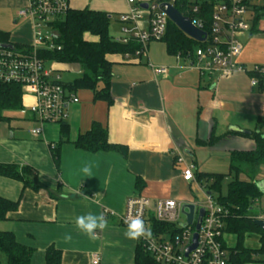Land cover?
<instances>
[{
    "label": "crops",
    "instance_id": "crops-1",
    "mask_svg": "<svg viewBox=\"0 0 264 264\" xmlns=\"http://www.w3.org/2000/svg\"><path fill=\"white\" fill-rule=\"evenodd\" d=\"M110 1L95 11L112 17V9L124 6L123 13L129 10L125 0ZM24 6V0H0V13L12 17L14 25L24 24L10 34V41L19 45H24V27L33 41L32 23L18 16ZM255 28L239 38L244 50L238 63L247 69L258 63L257 52L264 57V18ZM162 43L164 47L151 43L147 56L139 59L111 57L113 103L95 102L91 92L80 91V102L68 109L67 140L61 125H40L28 113L26 107L33 103L30 97L23 98L22 111L5 113L0 119V164L33 169L34 184L40 186L33 190L0 176V197L19 203L17 211L0 221V231L14 233L20 244L34 250L31 264H46L49 248L62 253L63 264H92L94 254L102 264H134L139 241L125 237L127 226L121 222L130 199L182 201L183 185L192 191L182 178L186 165L194 167L198 179L201 155L253 149L251 138L230 128L259 132L264 88L252 86L250 73L221 80L218 74H201L194 57L179 58ZM152 66L166 67L169 73L158 77ZM94 123L104 125L109 142L126 152L78 149L75 142ZM37 127L43 129L40 137L30 134ZM179 157L185 164H178ZM85 165L91 167V176L82 172ZM105 211L113 215L106 216ZM89 212L103 213L108 221L95 239L75 224L77 216ZM0 261H4L1 253Z\"/></svg>",
    "mask_w": 264,
    "mask_h": 264
},
{
    "label": "built area",
    "instance_id": "built-area-1",
    "mask_svg": "<svg viewBox=\"0 0 264 264\" xmlns=\"http://www.w3.org/2000/svg\"><path fill=\"white\" fill-rule=\"evenodd\" d=\"M129 10L119 16L122 25L121 36L114 38L117 43L128 45L136 42L140 49L133 55L125 54L126 59H139L147 56L148 47L152 42H161L168 31L170 19L164 12L165 5L176 8L184 17L191 20L193 26L207 34L206 40L198 43L200 47L194 54L201 74H218V78L227 79L237 73H254L251 79L253 87L264 82V67H256L249 71L240 65L238 60L244 47L240 37L251 31L255 17V0H125ZM25 6L18 16L28 19L33 26V43L23 45V48H0V85L17 83L22 87L23 98L30 97L33 103L26 109L40 125L58 124L67 122L68 109L80 102L78 94L67 87L62 80L60 70L47 67L42 57L44 49L54 50L56 35L52 23L65 16L71 8V0H24ZM213 4V5H211ZM147 5V9L143 6ZM212 6V25L206 30L204 22L198 18L202 7ZM112 18V17H111ZM53 30V37H45L40 31L42 25ZM60 49V48H59ZM179 58L182 56H178ZM156 76H167L166 67H153ZM30 134L40 137L42 127L32 128ZM178 164H185L182 157L177 159ZM183 180L196 189L202 200L190 204L195 206V216L192 225L181 223L184 201L169 199L152 201L135 197L126 205V213L121 217L125 220L139 214L146 225L151 227L153 237L151 241L143 238L139 243L144 247L158 264H230V248L227 247L226 222L229 219L228 210L214 199L209 184H202L196 177L194 167L186 165L182 173ZM209 183H214L209 180ZM207 187H209L207 189ZM261 204L259 200L255 204ZM204 210L200 230L197 231V222L200 211ZM105 215H113L105 211ZM255 222L264 224V214L255 211L252 217ZM157 225V226H156ZM173 226L177 232L173 233L163 228ZM263 231V230H262ZM264 232V231H263ZM198 234L197 248L187 255V250L194 244V236ZM263 243V244H262ZM264 246V235L261 237V248ZM258 249V250H260ZM92 264H102L98 254L92 257ZM247 264H264V253L255 256Z\"/></svg>",
    "mask_w": 264,
    "mask_h": 264
},
{
    "label": "trees",
    "instance_id": "trees-1",
    "mask_svg": "<svg viewBox=\"0 0 264 264\" xmlns=\"http://www.w3.org/2000/svg\"><path fill=\"white\" fill-rule=\"evenodd\" d=\"M254 10L253 29H256L260 20L264 18V5L255 6ZM198 18L204 22L206 30H209L212 25V6L202 7ZM110 25L111 17L105 12L71 9L65 16L52 23L56 33L54 50L44 49L41 51L42 57L47 63L53 62L57 65L79 68L82 77L72 83L64 82L67 87L77 94L80 91H89L93 94L95 102L102 101L108 105L113 103L110 92L113 81L111 57L133 55L141 48L136 42L128 45L117 43L110 34ZM161 42H165L171 54L190 59L194 57L195 45L202 47L182 33L172 22H169L167 34ZM0 44H11L16 48H23V45L12 43L10 35L1 31ZM250 74L252 78L257 76L252 72ZM260 86L264 88L263 81H260ZM23 109L22 87L17 83L1 84L0 119H4L3 114L5 113L18 112ZM61 126L62 136L67 140L69 135L67 122ZM246 136L253 140L254 147L248 152L233 151L231 153L230 170L235 174L236 179L229 186L228 197L218 200L229 212L226 230L237 240L236 246L230 250V264H246L252 262L259 253H264V246L255 251L247 249L244 245L247 234L262 232L252 217L255 214V202L264 196L256 186L257 182L262 181L258 177L264 168V120L260 122L259 132H252L250 136ZM75 146L89 153L117 152L124 154L126 152L123 147L109 142L107 128L100 123H94L90 131L78 138ZM55 157L58 160L56 152ZM242 174L247 177V180H240L239 177ZM0 176L19 181L25 187L33 190L40 188L34 184V171L29 167L0 164ZM198 179L200 181L213 180L214 183L210 189L213 192L221 190L222 177L200 175ZM18 207V202L0 197V221L7 220L8 215L17 211ZM163 229L166 231L168 229L173 233L177 232L173 226L169 225ZM0 253L4 256V261H0V264H31L34 250L20 244L14 233L0 231ZM46 264H63L62 253L55 248H49L46 254ZM134 264L158 263L139 243Z\"/></svg>",
    "mask_w": 264,
    "mask_h": 264
},
{
    "label": "rangeland",
    "instance_id": "rangeland-1",
    "mask_svg": "<svg viewBox=\"0 0 264 264\" xmlns=\"http://www.w3.org/2000/svg\"><path fill=\"white\" fill-rule=\"evenodd\" d=\"M110 1V0H109ZM108 2V0H71V8L74 10H97L102 8V5ZM111 2V1H110ZM116 2V1H115ZM116 4V3H115ZM119 4V3H118ZM120 5V4H119ZM124 6H120L117 9H112L110 13L112 14L111 25H110V34L112 37L117 38L120 36L121 33V26L117 22L121 13L125 11ZM126 13V12H125ZM23 22H20L17 25H14V19L12 17L6 16L0 13V31L13 34L20 26H23ZM25 31V32H24ZM40 31L43 33L45 37H49L52 39L53 37V30L46 26L42 25ZM22 43L24 45H31L33 43L31 33L29 34V30L27 27H24L22 34H21ZM158 43L157 45H161L164 47L162 42H152ZM200 47L195 45L194 47V54ZM256 59L258 60L256 64H253L248 68L249 71H253L256 67H264V57L261 54V51L256 53ZM48 68H56L60 70V74L62 77L63 82L72 83L75 82L77 79L82 77V73L79 71L77 66H66V65H57L56 63H47ZM251 132V131H250ZM255 132V129L254 131ZM251 144L248 145V149H251ZM230 153H222L216 152L211 157L209 155H201L200 159L197 161V165L199 166L200 172L204 176L214 175L218 177H222L221 180V190L215 191L213 193L214 199L216 201L220 199H226L229 194V186L231 183L236 179L235 174L230 170ZM240 180H247L245 175H240ZM259 180L264 181V168L261 170V174L258 177ZM205 180V179H204ZM204 186L209 184L212 187V183L209 181H204ZM209 187H207L208 189ZM191 193V194H190ZM182 201H199L202 200L201 196L196 193L195 187H193L192 191H188L187 186L182 187L181 189ZM261 204H255L254 209L255 211L259 212V214H264V196L259 200ZM186 221V217L181 218V223ZM262 230V229H261ZM263 232V231H262ZM253 232L249 233L245 237V247L250 250L257 251L261 248V237L264 235V232ZM227 247L232 249L236 246V237L232 234L227 236ZM263 244V243H262ZM259 253V252H258ZM247 264V263H246Z\"/></svg>",
    "mask_w": 264,
    "mask_h": 264
},
{
    "label": "clouds",
    "instance_id": "clouds-1",
    "mask_svg": "<svg viewBox=\"0 0 264 264\" xmlns=\"http://www.w3.org/2000/svg\"><path fill=\"white\" fill-rule=\"evenodd\" d=\"M82 172L87 176H91V167L89 165H85L82 168ZM256 186L261 191H264V181L257 182ZM94 202L99 203L98 201ZM75 224L79 230L93 239L96 238L97 230L103 231L108 227V221L103 213L96 215L89 212L86 215L77 216L75 218ZM125 224L127 225V229L124 234L127 239L139 241L143 238L145 241H151L153 237L151 227L146 225L144 219L139 214L128 217L125 220Z\"/></svg>",
    "mask_w": 264,
    "mask_h": 264
},
{
    "label": "water",
    "instance_id": "water-1",
    "mask_svg": "<svg viewBox=\"0 0 264 264\" xmlns=\"http://www.w3.org/2000/svg\"><path fill=\"white\" fill-rule=\"evenodd\" d=\"M143 7L147 9V5H144ZM164 8H165L164 12L169 17L170 21L187 37L193 39L194 41L198 43H202L206 40L207 34L199 30L195 26H193L191 23V20L187 17H184L176 8L172 7L171 5H165ZM0 48H11V46L0 44ZM230 131L239 133L242 135H248V136L252 134V132L241 130L238 127H231ZM262 193L264 195V191H262ZM182 211L187 219V224L184 225V227H187L188 225H192L194 222V216H195V206L193 204L186 203L183 206ZM204 213L205 211L202 209L200 211V216L197 222V231L200 230L202 219L204 217ZM256 225L264 231L263 222L257 221ZM197 240H198V234L196 233L194 236V244L187 250V255L197 248Z\"/></svg>",
    "mask_w": 264,
    "mask_h": 264
}]
</instances>
